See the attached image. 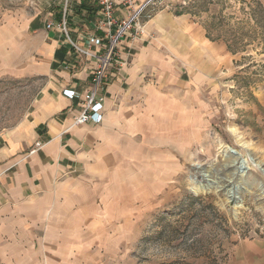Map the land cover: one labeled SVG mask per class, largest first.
Wrapping results in <instances>:
<instances>
[{
    "label": "crops",
    "instance_id": "obj_1",
    "mask_svg": "<svg viewBox=\"0 0 264 264\" xmlns=\"http://www.w3.org/2000/svg\"><path fill=\"white\" fill-rule=\"evenodd\" d=\"M73 10L70 35L84 43L94 31L95 0ZM58 12L29 23L33 44L22 73L44 83L26 118L0 134V242L16 240L25 226L96 224L113 210L155 201L167 176L163 165L171 177L177 170L173 149L194 140L199 84L226 54L201 25L159 10L144 20L142 36L122 40L126 64L109 69L102 121L72 125L80 99L63 89L83 93L93 62L75 55L57 27L46 29ZM54 211L58 221H51ZM226 264H264V239L238 243Z\"/></svg>",
    "mask_w": 264,
    "mask_h": 264
},
{
    "label": "rangeland",
    "instance_id": "obj_2",
    "mask_svg": "<svg viewBox=\"0 0 264 264\" xmlns=\"http://www.w3.org/2000/svg\"><path fill=\"white\" fill-rule=\"evenodd\" d=\"M60 1L0 0V134L26 118L43 86L22 73L29 23H44ZM149 8L151 16L165 9L188 17L226 47L199 84L194 140L173 149L176 172L163 165L167 176L146 208L77 227L25 226L29 236L0 242V264H226L238 243L264 239V0H160Z\"/></svg>",
    "mask_w": 264,
    "mask_h": 264
},
{
    "label": "built area",
    "instance_id": "obj_3",
    "mask_svg": "<svg viewBox=\"0 0 264 264\" xmlns=\"http://www.w3.org/2000/svg\"><path fill=\"white\" fill-rule=\"evenodd\" d=\"M83 0H61L59 19L48 21L46 29L57 27L64 36L75 55H79L93 62L90 70L88 85L83 93L73 89H63L68 98L80 99V110L73 115L72 125L85 123L98 124L103 119V105L105 87L109 69L113 66L121 68L126 60L121 58V42L124 38H138L144 33V17H150V5L160 0H95L96 15L94 31L82 39H72L68 18L73 13L74 4ZM68 68V67H66ZM35 146H39L36 143Z\"/></svg>",
    "mask_w": 264,
    "mask_h": 264
},
{
    "label": "water",
    "instance_id": "obj_4",
    "mask_svg": "<svg viewBox=\"0 0 264 264\" xmlns=\"http://www.w3.org/2000/svg\"><path fill=\"white\" fill-rule=\"evenodd\" d=\"M233 153H235L234 151H232ZM248 169V167H246V166H244V165H239L238 167H237V172L238 173H244L245 172V170H247ZM238 188H240L239 186H236L235 187V189H238Z\"/></svg>",
    "mask_w": 264,
    "mask_h": 264
},
{
    "label": "bare ground",
    "instance_id": "obj_5",
    "mask_svg": "<svg viewBox=\"0 0 264 264\" xmlns=\"http://www.w3.org/2000/svg\"><path fill=\"white\" fill-rule=\"evenodd\" d=\"M242 144H243V142H242ZM234 161V163H235V165H238V161L237 160H233ZM240 165V164H239ZM241 165H244V166H247L245 163H242ZM238 167V166H237ZM237 170V169H236ZM204 175H206V174H204ZM191 179V181L192 182H194V179H192V178H190ZM199 186V185H198ZM198 188V187H197ZM194 189V188H193ZM200 189H201V187H200ZM196 190V189H195Z\"/></svg>",
    "mask_w": 264,
    "mask_h": 264
},
{
    "label": "trees",
    "instance_id": "obj_6",
    "mask_svg": "<svg viewBox=\"0 0 264 264\" xmlns=\"http://www.w3.org/2000/svg\"><path fill=\"white\" fill-rule=\"evenodd\" d=\"M150 12V11H149ZM150 14V13H149ZM148 17H144V20H146Z\"/></svg>",
    "mask_w": 264,
    "mask_h": 264
}]
</instances>
